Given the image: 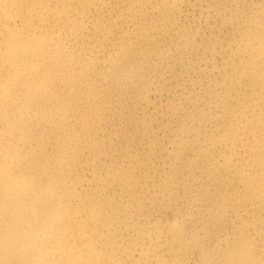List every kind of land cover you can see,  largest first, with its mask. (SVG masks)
<instances>
[{"label":"bare ground","instance_id":"6f19581e","mask_svg":"<svg viewBox=\"0 0 264 264\" xmlns=\"http://www.w3.org/2000/svg\"><path fill=\"white\" fill-rule=\"evenodd\" d=\"M0 264H264V0H0Z\"/></svg>","mask_w":264,"mask_h":264}]
</instances>
